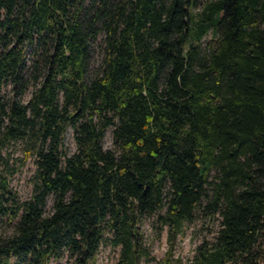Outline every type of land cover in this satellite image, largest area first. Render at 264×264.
<instances>
[{
    "label": "trees",
    "instance_id": "1",
    "mask_svg": "<svg viewBox=\"0 0 264 264\" xmlns=\"http://www.w3.org/2000/svg\"><path fill=\"white\" fill-rule=\"evenodd\" d=\"M16 141L35 165L22 201L2 157ZM0 166V264H91L104 243L139 264L151 217L168 233L156 264H183L198 212L218 225L187 264H260L264 0H0Z\"/></svg>",
    "mask_w": 264,
    "mask_h": 264
},
{
    "label": "rangeland",
    "instance_id": "2",
    "mask_svg": "<svg viewBox=\"0 0 264 264\" xmlns=\"http://www.w3.org/2000/svg\"><path fill=\"white\" fill-rule=\"evenodd\" d=\"M194 13L199 10V5L190 8ZM210 38L207 35L206 41ZM100 38L93 44V54L90 66L96 67L100 58ZM5 98L12 96L10 88L4 90ZM16 99L25 102L29 98V91L23 95H16ZM111 127H108L103 137V147L110 148L111 145ZM63 149L67 154H71L76 150L73 134L67 129L63 138ZM2 157L7 159L8 166L14 169L12 175L4 172L9 182V187L16 192L18 198L26 200L30 197L32 191V183L35 173V165L32 157H27L23 162V147L20 141L10 142L2 152ZM1 167V166H0ZM52 199L47 200L45 211L51 210ZM218 221L216 217L209 218L198 212L194 218L185 225L183 234L178 236L174 243V257L181 260L183 264H187L194 254V250L203 238H211L216 230ZM3 229L9 230L10 225H3ZM140 229L143 233L144 245L150 249L151 258L139 262V264H156L161 259L169 247L167 227L158 228L155 217L143 218L140 223ZM46 264H71V260L65 255L58 259H50ZM91 264H118L117 248L112 247L109 243L100 246L96 258ZM260 264H264V258Z\"/></svg>",
    "mask_w": 264,
    "mask_h": 264
}]
</instances>
